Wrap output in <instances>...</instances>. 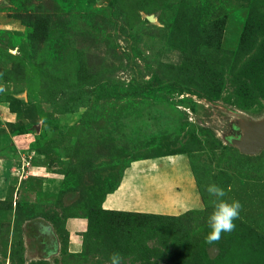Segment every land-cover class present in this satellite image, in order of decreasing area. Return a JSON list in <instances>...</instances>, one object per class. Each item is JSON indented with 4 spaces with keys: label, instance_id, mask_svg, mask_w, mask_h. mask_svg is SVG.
<instances>
[{
    "label": "rangeland",
    "instance_id": "1",
    "mask_svg": "<svg viewBox=\"0 0 264 264\" xmlns=\"http://www.w3.org/2000/svg\"><path fill=\"white\" fill-rule=\"evenodd\" d=\"M246 119L264 120V0H0V264H264ZM176 155L203 207L144 210ZM126 172L110 203L143 211L103 206ZM218 199L241 208L209 242Z\"/></svg>",
    "mask_w": 264,
    "mask_h": 264
},
{
    "label": "crops",
    "instance_id": "2",
    "mask_svg": "<svg viewBox=\"0 0 264 264\" xmlns=\"http://www.w3.org/2000/svg\"><path fill=\"white\" fill-rule=\"evenodd\" d=\"M175 163L180 165L179 169H182V174L180 178H174L171 177V174L168 173V179L167 183L165 182V185H159L153 184L154 187H157L159 191H154L152 194L155 197L154 203H151L154 205V209H144L148 210L150 212L154 213H160V214H177L184 210L189 209H201L203 207V199L201 197L199 188L197 186V183L195 179L193 178V175L189 168L186 166L185 159H183L182 155H176L173 157ZM129 167V171L132 169ZM145 168V165H144ZM128 172V171H127ZM127 172L124 175V178L120 184V186L114 191L109 193L105 199L103 200V206L107 209H115V210H140L143 211V208L139 207H127V206H116L110 203V200L115 199L119 192H121L124 182L127 176ZM149 170L145 168L143 177H144V192H143V199L147 198V191L146 189L150 188L151 186V180L148 177ZM180 172V171H178ZM153 174V173H152ZM178 181V185H182L181 188L175 187V192L171 191V184ZM155 182V181H154ZM156 183V182H155ZM141 198V197H139ZM142 199V198H141ZM75 228L73 227H67L68 231V237H67V250L71 253H77L81 250L82 242H83V236L82 232L87 227V221L85 219L79 218L76 220V223H74Z\"/></svg>",
    "mask_w": 264,
    "mask_h": 264
},
{
    "label": "clouds",
    "instance_id": "3",
    "mask_svg": "<svg viewBox=\"0 0 264 264\" xmlns=\"http://www.w3.org/2000/svg\"><path fill=\"white\" fill-rule=\"evenodd\" d=\"M207 192L217 198L225 196L224 189L215 184L209 185ZM240 208L241 204L238 200L233 199L229 202L226 199H218L214 211L208 217L209 227L211 228V232L207 237L209 242L218 239L221 232H229L235 227L233 221L239 216ZM109 259L111 264H121V256L118 252L112 253Z\"/></svg>",
    "mask_w": 264,
    "mask_h": 264
},
{
    "label": "water",
    "instance_id": "4",
    "mask_svg": "<svg viewBox=\"0 0 264 264\" xmlns=\"http://www.w3.org/2000/svg\"><path fill=\"white\" fill-rule=\"evenodd\" d=\"M246 125L252 129L255 136L245 134L238 145L243 152L258 153L264 148V120L252 123L246 119Z\"/></svg>",
    "mask_w": 264,
    "mask_h": 264
},
{
    "label": "bare ground",
    "instance_id": "5",
    "mask_svg": "<svg viewBox=\"0 0 264 264\" xmlns=\"http://www.w3.org/2000/svg\"><path fill=\"white\" fill-rule=\"evenodd\" d=\"M245 134H249L251 136H255L254 132L252 131V129L250 127H247V130L244 131V135Z\"/></svg>",
    "mask_w": 264,
    "mask_h": 264
}]
</instances>
